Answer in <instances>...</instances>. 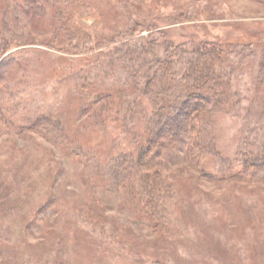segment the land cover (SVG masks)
<instances>
[{
    "label": "rangeland",
    "instance_id": "374dc122",
    "mask_svg": "<svg viewBox=\"0 0 264 264\" xmlns=\"http://www.w3.org/2000/svg\"><path fill=\"white\" fill-rule=\"evenodd\" d=\"M39 1L34 15L0 0V264H264V157L243 169L264 146V0ZM142 44L162 60L175 48L189 83L200 49H222L232 92L224 114L206 106L215 154L193 148L184 115L156 141L178 111L133 81ZM90 83L128 92L103 127L82 113ZM138 138L160 152L112 174L133 188L115 189L106 169Z\"/></svg>",
    "mask_w": 264,
    "mask_h": 264
},
{
    "label": "trees",
    "instance_id": "16d2710c",
    "mask_svg": "<svg viewBox=\"0 0 264 264\" xmlns=\"http://www.w3.org/2000/svg\"><path fill=\"white\" fill-rule=\"evenodd\" d=\"M27 5L28 12L34 15H38L37 11L42 8L39 0H27ZM9 45V42L5 43V46L2 44L0 46V51L2 50L1 53L7 51ZM137 50L131 52L133 55L132 59H137L138 57L141 58L142 56L146 57H144L145 60L143 63L138 64V66H135V69L131 71V75L134 79L133 81L137 83V81L141 79L148 80L150 87L146 90L149 92L153 89L157 94L155 96V102L149 100L152 105H156V107L162 105V108H166L169 99L174 98V107L176 111H178L177 114L171 116L167 122H165V120L163 121V119L159 120V122L156 121L155 125L157 126L151 133L156 135L154 137L157 142L161 143L160 147L162 148L164 143L168 142L169 139H174V137L178 135L176 134L177 131H175L176 126L174 124H172V127L168 128L165 125L167 123H172V117L173 120L177 121L178 115H184L186 117V124L183 126L185 132L184 136L189 134L190 142H192L194 146L193 148L198 149L200 146L202 149L206 148L210 154H215V138L213 137L214 134L211 133V127H214L215 113L206 111L208 109L206 106L211 100H213L215 106L217 105L216 111L220 110L224 114L225 111H228L229 109L227 97L230 96L232 92L229 88L230 83L223 79L222 74L217 69V66L222 64V49L215 44L209 46L205 45L200 49L199 56L196 59L197 63L195 69H197V71L195 72V80L191 83L186 80L189 77L185 72H180L172 68V56H174V52H176L175 48L171 49V52L169 50L167 52V58L163 60L154 57V54L151 53V49L143 44L140 45ZM6 58L7 57H4V59ZM187 66L188 69L194 67V65L191 64H188ZM191 74L192 73H190V75ZM107 87L108 86H99L97 83H90L83 84L82 89H80V93H86L84 94L85 104L83 105L82 113L93 115L89 116L92 120L96 121L99 119L102 127L104 124L102 121L106 122V120L110 118L108 115L114 110L115 103L119 101L118 99L121 97V103L128 99V92L127 89H123L124 86L122 88H116V86L110 88ZM131 100L134 101V103H137V105L139 104V101H137L136 98L133 99L132 97L129 101ZM114 114L115 116L113 117V120L115 121L123 118L118 112H113L111 117ZM96 116L98 119L95 118ZM130 121H134V117H131ZM197 122L200 123L201 127L197 128V126H195ZM157 131L158 133H156ZM133 135L136 136L135 133H133ZM140 139H137L134 147L127 148L129 151L128 156H126L127 150H125L123 159L121 160V157L119 156L116 157L115 159L117 161H115L114 165L110 164L109 168L106 169V172L109 174V178H107L108 183H110L113 188L119 189L121 185H123L124 187H129V189H133L130 187V183L121 184L119 182L120 184H114V178H111L112 174H120L124 169L127 171L130 166L131 169L134 168V166L137 167L136 164L138 161H136L135 158L143 160L148 154L150 156L154 154L156 146L152 147V150L150 149L152 141L149 140L144 143L143 141L141 142ZM148 144L151 145L149 146ZM77 147H79V145H77ZM256 149H251L249 153H247L248 151H245V160L243 162L244 170L245 168L253 169L255 165L260 163V158L264 157V146L262 150H260L259 147L257 150ZM156 152H160L159 147L156 149ZM151 161L152 160L150 159L145 160V163H147L146 165Z\"/></svg>",
    "mask_w": 264,
    "mask_h": 264
}]
</instances>
